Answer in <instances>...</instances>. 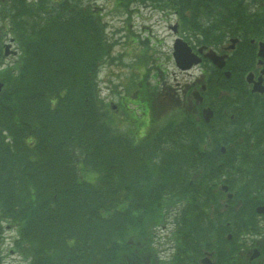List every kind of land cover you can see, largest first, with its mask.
<instances>
[{
  "label": "trees",
  "instance_id": "trees-1",
  "mask_svg": "<svg viewBox=\"0 0 264 264\" xmlns=\"http://www.w3.org/2000/svg\"><path fill=\"white\" fill-rule=\"evenodd\" d=\"M92 1L0 0V264L11 226V251L26 264H156L153 227L172 206L175 262L183 254L191 262L222 242L213 223L220 214L210 124L198 130L181 114L138 136L132 119L134 130L114 122L96 81L112 43ZM153 1L191 16L228 5ZM10 40L17 54L6 60ZM228 253L233 264H260Z\"/></svg>",
  "mask_w": 264,
  "mask_h": 264
},
{
  "label": "flooded vegetation",
  "instance_id": "flooded-vegetation-1",
  "mask_svg": "<svg viewBox=\"0 0 264 264\" xmlns=\"http://www.w3.org/2000/svg\"><path fill=\"white\" fill-rule=\"evenodd\" d=\"M239 9L242 11V22L238 24H222L221 30L224 34L215 39L213 49L218 53H225V65L220 69L217 68L208 56H203L204 48L197 50V54L201 60L196 66H201L203 62L204 67L208 66L211 72L215 75L212 76L214 82L220 81L224 77L222 74L225 68L228 67H244L246 74L252 73V81L258 82L260 91H254V94H248L247 101H256L257 106L254 108L255 113L262 120L261 124H251L245 129L243 137L237 142H225L223 146L229 147V151L222 152L224 155H216L214 161L216 163L226 165L225 167L234 170L235 164H242L243 174L228 176L227 179L220 184L216 185L218 194L223 195L218 201L221 203L219 207L225 211L238 210L241 218L247 223L251 218L255 219V224L259 228L258 232L252 233L248 237V242L244 240L245 237L240 236L238 243H244L243 249H240V256L244 257L247 261L258 260L264 261V74L261 69H264V0H240ZM220 8H218L219 10ZM229 9V8H228ZM208 15L213 18L218 14L217 12H208ZM226 17L231 16V11ZM176 30L180 33L182 28L179 22H176ZM227 59V61H226ZM201 69L199 75L193 81L196 85L195 88L200 93V96L192 98V103L199 105L203 102V89L196 82H201L204 74ZM246 81V80H245ZM253 83L247 82L250 86ZM135 96L137 93L135 92ZM191 103V102H189ZM154 104V101H153ZM227 108H221V112H227ZM219 142L215 140V146L218 147ZM220 148V146H219ZM227 194H232L236 197V203L232 200H227ZM232 197V198H233ZM258 216V217H257ZM217 224L219 219L215 218ZM232 220L228 219L223 221L221 230L223 236L228 241H233L236 236V231L233 230ZM224 229V230H223ZM228 229V230H227ZM215 247V246H214ZM229 247L232 245L229 244ZM231 254L226 264H231L233 259ZM211 259L214 264H221L216 253V249L211 253Z\"/></svg>",
  "mask_w": 264,
  "mask_h": 264
},
{
  "label": "rangeland",
  "instance_id": "rangeland-1",
  "mask_svg": "<svg viewBox=\"0 0 264 264\" xmlns=\"http://www.w3.org/2000/svg\"><path fill=\"white\" fill-rule=\"evenodd\" d=\"M95 4L101 20L105 24V37L114 43L110 62H106L100 67L97 77L101 95L107 96L105 99H112V102L117 104L121 95L131 91L137 78L136 70L140 59L145 60V69L149 68L147 79L150 84H155L150 76L156 67L165 71L164 82L177 92H181L183 87L191 82L190 74L177 71L170 57L172 33L166 27V10H153L152 6L141 7L137 10L131 7L126 9L113 0H97ZM173 19L174 17L170 16V20ZM142 29L144 31H141ZM136 37H138L137 40ZM12 47L15 48V45L13 44ZM166 59H168L167 62ZM170 92L172 91H168L169 94H165V96L171 97ZM120 109H117L112 116L114 122L123 128H131L130 120L134 114L131 113L126 122ZM163 115L158 114V117ZM146 116L147 113L144 112L138 136L142 135L141 133L147 125ZM160 227L155 230L154 239L162 256L169 261V252L172 249L170 236L172 226L168 224L166 228ZM6 245L9 247L10 244ZM5 252L10 253L9 249ZM4 260L6 264H25L23 257H16L12 254L4 256Z\"/></svg>",
  "mask_w": 264,
  "mask_h": 264
},
{
  "label": "bare ground",
  "instance_id": "bare-ground-1",
  "mask_svg": "<svg viewBox=\"0 0 264 264\" xmlns=\"http://www.w3.org/2000/svg\"><path fill=\"white\" fill-rule=\"evenodd\" d=\"M34 153H38V150H35Z\"/></svg>",
  "mask_w": 264,
  "mask_h": 264
}]
</instances>
